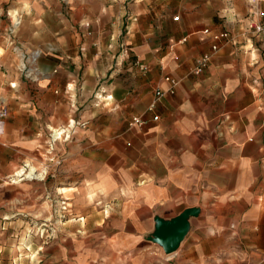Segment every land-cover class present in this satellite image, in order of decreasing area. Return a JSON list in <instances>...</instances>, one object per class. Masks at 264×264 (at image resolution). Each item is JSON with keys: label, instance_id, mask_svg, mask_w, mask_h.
<instances>
[{"label": "crops", "instance_id": "0c3cea01", "mask_svg": "<svg viewBox=\"0 0 264 264\" xmlns=\"http://www.w3.org/2000/svg\"><path fill=\"white\" fill-rule=\"evenodd\" d=\"M253 21L264 24V1L255 15L249 0H0V264H24L17 242L41 252L51 239L42 264H264V31ZM168 75L177 90L155 102ZM54 147V190L85 219L56 222L45 240L30 229L53 222L32 213L53 186L5 180ZM192 207L183 249L167 253L156 219Z\"/></svg>", "mask_w": 264, "mask_h": 264}, {"label": "rangeland", "instance_id": "374dc122", "mask_svg": "<svg viewBox=\"0 0 264 264\" xmlns=\"http://www.w3.org/2000/svg\"><path fill=\"white\" fill-rule=\"evenodd\" d=\"M73 124V123H71ZM67 127V126H65ZM51 137V135H50ZM52 141V140H51ZM50 141V142H51ZM56 143V142H55ZM54 143V145H55ZM37 160H35L34 162H29L24 164H21L20 166H17V168L14 170V173L21 169V168H25V169H29L28 164L32 165L35 167V174H33L31 178V180L36 181L38 180H44L46 182H48V185H52L53 189L52 190H48V193L43 197L42 196V202L45 203L46 206V211L45 212H41V211H35L32 213V218L33 219H40L42 218L43 221H47L53 222L52 227L46 228V226H44L42 229L38 226L35 227V225L32 226V228L30 229V235H36L40 236L42 238H44L45 240H50L49 237L45 238V235L48 234L49 232H55L57 230L56 226L57 223L56 222H60V224H63V222L67 221L68 219H70L71 217L76 218L77 220L81 219V217L83 219H85V217L83 216H73V211L71 208V204H70V198H67L66 196L69 195V192H65L64 195L62 196V192L61 190H54V185H55V177L51 176L49 174V172L51 170L55 169V166L60 165L61 164V158H57V155L55 154V147L53 150H51V154L44 158L42 157H38L36 158ZM26 165V166H25ZM12 176L11 178H7L5 181L6 182H10V183H14L17 184V186H21L23 184V182H25V177L22 176L21 178L18 179V177L16 176ZM51 176V177H50ZM20 180V181H19ZM30 180V179H28ZM18 194H21L22 192H24V190H16ZM66 191V190H65ZM18 197V195L16 196ZM38 199L40 197H37ZM45 215L46 219H44L43 217H41L42 215ZM55 221V222H54ZM55 226V227H54ZM58 226V225H57ZM59 230V229H58ZM53 237V236H52ZM51 237V238H52ZM55 238V237H53ZM38 240V237H37ZM53 240V239H51ZM50 241H47V243L44 242V246H43V250L41 252L35 251L34 248L35 246H32V250H28L27 248L24 249V243L22 242H17V248H19L20 252H19V256L21 255V260L23 261L24 264H42L45 261L51 260L55 258L56 255V250H55V245L53 243H50ZM187 244V243H185ZM65 247L66 243L64 244ZM66 249V248H65ZM183 249L182 245L181 247H179L178 251H181ZM59 251V249H57ZM29 255L28 257H25L26 255ZM40 257H43L45 259H40Z\"/></svg>", "mask_w": 264, "mask_h": 264}, {"label": "built area", "instance_id": "2783aa9c", "mask_svg": "<svg viewBox=\"0 0 264 264\" xmlns=\"http://www.w3.org/2000/svg\"><path fill=\"white\" fill-rule=\"evenodd\" d=\"M264 0H249L250 3V7H251V11L253 12V14L258 15L259 14V4L261 2H263ZM176 19H178V17H175ZM21 20L18 18L13 22V28L12 31L14 32V29H16V27H18L20 25ZM253 28L257 31V32H263L264 31V24L263 23H259L256 21H253ZM205 32H210L209 29H206ZM215 39L216 40H221V39H226L229 37V33L226 31L220 32L215 34ZM213 50H218V44H214L213 46ZM211 60V54H204L203 56H201L198 59L197 62V66L195 67V72L196 73H201L205 70V68L208 66L209 62ZM166 81L169 82L170 86L168 88V90H162V89H158L156 92V101L157 102L163 95H165L166 92L169 93H175L177 90V87L180 83V80L172 77L170 75L166 76ZM155 108V104H153L151 106V110ZM9 114V108L6 104H1L0 105V139L3 137L4 134V122H5V118L8 116ZM158 116H154V119H158ZM132 124L134 123H138L139 125H143L147 123V120L143 119L140 116H135L131 122ZM75 127V124H69L67 127L65 128H61V129H56V130H52L51 131V147L54 145L55 142H57L58 140H68L71 138L72 133H73V128ZM60 132V133H58ZM53 150V148H51ZM26 166V165H25ZM82 219V217H81Z\"/></svg>", "mask_w": 264, "mask_h": 264}, {"label": "water", "instance_id": "95a60500", "mask_svg": "<svg viewBox=\"0 0 264 264\" xmlns=\"http://www.w3.org/2000/svg\"><path fill=\"white\" fill-rule=\"evenodd\" d=\"M199 213L198 207H192L171 219L158 217L153 239L161 244L167 253L177 251L191 227L190 218L198 216Z\"/></svg>", "mask_w": 264, "mask_h": 264}, {"label": "bare ground", "instance_id": "6f19581e", "mask_svg": "<svg viewBox=\"0 0 264 264\" xmlns=\"http://www.w3.org/2000/svg\"><path fill=\"white\" fill-rule=\"evenodd\" d=\"M28 166L29 169L21 168L17 171L16 176L18 177V179L21 178L22 176H24L25 178H30L33 176V174H35V170H36L35 167L30 164H28Z\"/></svg>", "mask_w": 264, "mask_h": 264}]
</instances>
